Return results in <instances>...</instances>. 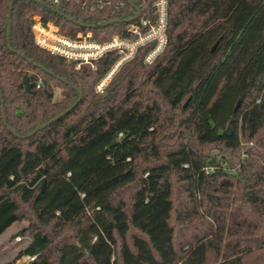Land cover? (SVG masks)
I'll use <instances>...</instances> for the list:
<instances>
[{"label":"trees","instance_id":"obj_1","mask_svg":"<svg viewBox=\"0 0 264 264\" xmlns=\"http://www.w3.org/2000/svg\"><path fill=\"white\" fill-rule=\"evenodd\" d=\"M54 1L0 0V238L32 233L7 264H264V0H170L162 55L140 49L102 94L117 54L77 69L33 16L104 42L123 11Z\"/></svg>","mask_w":264,"mask_h":264},{"label":"built area","instance_id":"obj_2","mask_svg":"<svg viewBox=\"0 0 264 264\" xmlns=\"http://www.w3.org/2000/svg\"><path fill=\"white\" fill-rule=\"evenodd\" d=\"M59 0L54 3L58 4ZM84 9L91 12L105 11L114 7L113 15L121 10L124 13L126 23L111 40L100 42L94 40V33H79L76 38L63 35L59 27L49 22L45 24L40 15L33 16L32 33L36 44L50 52L52 55L65 59L74 64L77 69L88 65L96 68V62L109 53H116L118 60L107 77L98 85L103 90L106 83L125 64L133 61L140 49L151 46L152 48L145 56L146 65H151L162 55L168 45V21L170 0H156L153 3L154 20L140 15L136 7L128 6L125 2L114 0H75ZM91 2V3H89ZM41 82L38 87H40Z\"/></svg>","mask_w":264,"mask_h":264},{"label":"rangeland","instance_id":"obj_3","mask_svg":"<svg viewBox=\"0 0 264 264\" xmlns=\"http://www.w3.org/2000/svg\"><path fill=\"white\" fill-rule=\"evenodd\" d=\"M122 68V67H121ZM119 69L115 75L120 71ZM108 75V74H107ZM106 75V77H107ZM115 75L106 83L103 87V90L98 89V85L106 78L104 77L97 85L96 91L99 94L104 93L107 86L111 83ZM53 99L54 101L62 100V92L58 88H54L53 90ZM232 129V128H231ZM244 147L246 146H254L253 143H243ZM205 151H211V147H207ZM31 218V217H30ZM30 221L24 220L17 222L10 229L6 231L4 235L0 238V264H7L9 262L16 261L21 252L31 243L32 241V233L29 231ZM29 261V258H22L17 261V264H25Z\"/></svg>","mask_w":264,"mask_h":264},{"label":"water","instance_id":"obj_4","mask_svg":"<svg viewBox=\"0 0 264 264\" xmlns=\"http://www.w3.org/2000/svg\"><path fill=\"white\" fill-rule=\"evenodd\" d=\"M12 8H13V3L11 4L10 11H9V15H8L9 20H11V16H12ZM136 9H137V11L139 12V14H138V16H139V15H140V10H139V8H136ZM10 32H11V29H10V24H9L8 36L10 35ZM8 41H9V38H8ZM216 47H217V44L214 46L213 50H214ZM25 84H26V90H27V92H30V93L33 92V91H32V89H33V85H32L31 83H29L28 80H25ZM0 93H1V99L3 100V95H2L1 89H0ZM49 97H50V98H53V94H50ZM191 99H192V98L190 97V98L187 100V102H186L185 105H184V109L187 108V106L189 105ZM81 100H82V93L80 92V98H79V100H78V101H77V102H76V103L70 108V110H68V112L71 111V110H72V109H73V108H74V107H75V106H76ZM3 114H4V120H5V123H6V125H7V122H6V114H5V112H3ZM53 121H55V120H52V121L48 122L47 124L41 126L38 130H36L35 132L31 133L30 136H32V135H34V134L40 132L41 130H43L44 128H46L47 126H49ZM9 130H10L13 134H15L17 137H21L20 135L17 134V132H16L14 129H12V128L9 127ZM231 134H232V129H231V127H228V129H227V131H226V135H227V136H231Z\"/></svg>","mask_w":264,"mask_h":264}]
</instances>
